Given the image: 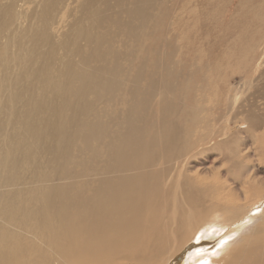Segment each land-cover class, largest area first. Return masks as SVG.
<instances>
[{"label":"bare ground","instance_id":"bare-ground-1","mask_svg":"<svg viewBox=\"0 0 264 264\" xmlns=\"http://www.w3.org/2000/svg\"><path fill=\"white\" fill-rule=\"evenodd\" d=\"M166 1L83 0L71 16L64 0H0V264H107L136 249L137 264H264L257 171L207 192L183 167L219 141L221 164L245 167L234 143L251 133L260 161L264 112L227 84L206 107L208 67L178 60L190 0Z\"/></svg>","mask_w":264,"mask_h":264},{"label":"rangeland","instance_id":"rangeland-1","mask_svg":"<svg viewBox=\"0 0 264 264\" xmlns=\"http://www.w3.org/2000/svg\"><path fill=\"white\" fill-rule=\"evenodd\" d=\"M64 1L68 10L73 6L72 9L69 10L73 13L71 14L72 16L75 15L79 2H82L83 0ZM74 1H77L78 3H75ZM211 3L212 0H190L189 2L186 1L183 3V8L179 10L182 14V21L180 23V28L181 25L182 28L180 31H182L181 33L184 36L181 38V43H186V55L189 58L184 55L182 58L178 57L180 58L178 60H184L187 64H191L195 68H197V66L208 67L203 70V72L199 71V73L203 74L206 78L211 76L208 80L210 86L207 87L209 89L208 94L210 93L207 96V99H209V103L206 104L207 108L216 106L218 101H216L217 94L215 91L218 90L219 86L222 84H227L228 87H240V95H242L241 99L238 101V105L244 104L243 102L248 97V99H252V97L255 96L253 99H255L258 103L256 104L254 110L257 115H263L264 100L261 97L256 96L258 95V89L264 87V79L257 78L261 76L260 74L264 71V44H261L262 38L264 39V0H215V14L213 16H216V20L211 21L213 24L202 26V24L200 25V22L205 19L206 15L212 13ZM168 4H170V0L166 1L165 7ZM201 17H203L202 20H198L201 19ZM71 20L72 17L68 18L65 16L63 18L64 22L62 21L63 23L61 22L59 24L60 29L62 28L61 30L59 29L60 33L65 32V28ZM202 32L204 33L202 34ZM205 32L207 34H205ZM254 43H256V45L254 46V49H252L251 46ZM253 50L254 52L251 53ZM190 57L191 60H189ZM257 60L262 61V70H260L261 68L259 69L255 67L254 63ZM246 79L252 80V82H250L252 83L249 87L250 89L247 88V86H244L245 84L243 81ZM210 114L214 115L213 112ZM234 131H237L236 128ZM262 135L264 136V132H262ZM254 137V134L251 133L242 146L234 143L235 149L241 151L240 154L248 155L245 167L235 165V168L230 172L229 168L232 164L231 161H229V164H227V162H222L221 164V161L224 158L222 153H224L223 149L226 143L222 146L219 144L225 141L215 142L214 145L208 143L204 150L196 154L194 153L192 157L185 159L183 167L187 164L186 168L190 173H199L201 175L202 178L200 186L208 189L207 192H210L212 185L221 182L219 180H222L223 178L227 177V181H231L232 178L238 175L239 170L244 173V177H247V175L249 177L251 172L257 171V179L264 182V151L261 158H258L260 161H257V159L253 157L251 149L252 140L248 141V139H253ZM193 139L194 137L191 138V141H193ZM256 140H258L257 143H260L261 141H264V137H258ZM201 149H203L201 146L195 147L194 151H199ZM178 171L180 172V169ZM212 173L214 174L213 176ZM254 176L255 175L253 174V177ZM177 182L178 181L176 179L173 182V185L176 186ZM259 189L261 195L257 197L258 201L254 202L255 204L252 214H256L264 209V188ZM247 205L252 204L249 203ZM155 222H157L155 223L156 226L161 228H163V224L166 223L164 221V217H157ZM140 252V249H136V255L116 257L113 260H110V263L107 264H137L138 262H135V256L141 255ZM51 264H62V261L56 257L53 258Z\"/></svg>","mask_w":264,"mask_h":264}]
</instances>
